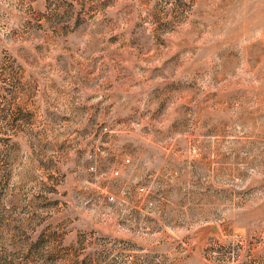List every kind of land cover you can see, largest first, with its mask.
<instances>
[{"label":"rangeland","instance_id":"1","mask_svg":"<svg viewBox=\"0 0 264 264\" xmlns=\"http://www.w3.org/2000/svg\"><path fill=\"white\" fill-rule=\"evenodd\" d=\"M0 264H264V0H0Z\"/></svg>","mask_w":264,"mask_h":264}]
</instances>
